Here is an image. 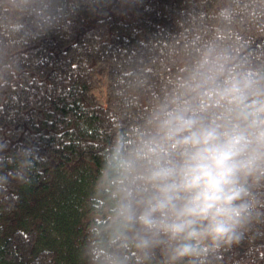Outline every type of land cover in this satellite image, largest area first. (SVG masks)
Instances as JSON below:
<instances>
[{
	"label": "clouds",
	"instance_id": "1",
	"mask_svg": "<svg viewBox=\"0 0 264 264\" xmlns=\"http://www.w3.org/2000/svg\"><path fill=\"white\" fill-rule=\"evenodd\" d=\"M139 2L0 0V90L34 42ZM184 3L176 30L133 47L116 76L123 109L99 156L82 264H222L264 224V40L235 28L247 19L264 32V0ZM38 157L0 138V170L19 183Z\"/></svg>",
	"mask_w": 264,
	"mask_h": 264
},
{
	"label": "trees",
	"instance_id": "2",
	"mask_svg": "<svg viewBox=\"0 0 264 264\" xmlns=\"http://www.w3.org/2000/svg\"><path fill=\"white\" fill-rule=\"evenodd\" d=\"M216 2L208 0L209 7ZM184 6V0H140L126 13L85 12L70 33L50 34L25 53L11 87L0 90V138L10 152L31 143L39 157L27 183L13 178L11 165L0 170L8 177L0 187V264H82L99 156L110 121L123 109L116 76L133 47L176 30ZM235 28L249 43L264 40L247 19ZM222 264H264V224L224 252Z\"/></svg>",
	"mask_w": 264,
	"mask_h": 264
}]
</instances>
